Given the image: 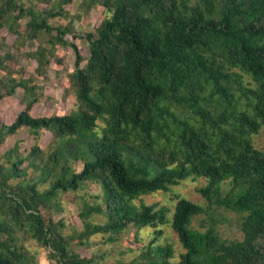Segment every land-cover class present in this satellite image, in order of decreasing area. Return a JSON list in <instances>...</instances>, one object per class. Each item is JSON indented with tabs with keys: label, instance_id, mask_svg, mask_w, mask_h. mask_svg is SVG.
Wrapping results in <instances>:
<instances>
[{
	"label": "trees",
	"instance_id": "1",
	"mask_svg": "<svg viewBox=\"0 0 264 264\" xmlns=\"http://www.w3.org/2000/svg\"><path fill=\"white\" fill-rule=\"evenodd\" d=\"M71 2L0 0V29L34 47L27 56L38 76L57 47L72 48L76 102L66 114L31 115L42 87L17 75L0 39V99L23 90V108L0 123V146L23 127L36 138L41 129L52 134L47 149L33 144L23 154L15 143L0 154V264H38L25 236L48 248L49 264H98L71 248L49 213L61 193L87 181L99 185L102 203L79 211V243L154 228L137 257L107 264H264V151L252 140L264 129V0H80V13L95 5L109 13L85 34L83 65L65 38L70 24L49 21ZM187 178H204L205 207L176 195L168 217L166 205L135 201ZM213 206L238 215L240 239L221 236ZM92 214L105 219L91 222ZM167 223L184 249L175 262L172 245L157 243Z\"/></svg>",
	"mask_w": 264,
	"mask_h": 264
},
{
	"label": "rangeland",
	"instance_id": "2",
	"mask_svg": "<svg viewBox=\"0 0 264 264\" xmlns=\"http://www.w3.org/2000/svg\"><path fill=\"white\" fill-rule=\"evenodd\" d=\"M28 3V0H23ZM194 1V0H191ZM80 0H72L71 3L64 5L66 14L56 16L49 21L53 25L70 24L71 33L65 35L69 41H73L80 52L83 61L86 62L89 55L88 41L85 38L87 32H93L94 28L99 25L100 21L109 15V13L101 5H95L86 13H80L78 4ZM42 7V3H38ZM80 14V15H79ZM79 15V16H78ZM25 19L21 20V29L24 27ZM3 38L5 44L12 53L15 54L13 67L17 75L22 74L24 77L32 76L35 82L42 88L40 89V98L34 103L30 113L33 116H43L52 114H66L75 107V98L73 93L68 89V75L73 71L75 55L71 47L59 46L56 54L47 67L44 75L38 76L35 72L36 62L27 56V51L34 47L26 42L22 44L15 39L13 33L7 32L4 28L0 29V39ZM37 43V42H36ZM23 90L17 88L16 92L11 96L0 99V123H11L16 114L23 108ZM253 144L256 148L264 151V129H260L257 134L252 137ZM52 141L50 131L41 129L38 137L26 127L20 128L16 134L6 137L0 146V154H3L8 148L15 143L19 145V150L23 154L31 148L33 144H37L43 149H47ZM81 162L74 163L76 170L81 169ZM30 173V171H29ZM16 182V181H14ZM205 183L204 178H187L179 184L170 186L169 190L156 191L150 194L141 195L135 199L138 202L146 204L156 203L158 205H166L171 208L168 217H171L175 196H183L193 202L206 206V199L197 191V188ZM229 184L223 183V188L228 189ZM40 188H44L41 185ZM58 205L50 208V218L54 222H61L58 229L64 235L70 236L71 248L82 256H95L98 264H107L115 261H129L137 257L140 247L151 240L154 235V228L150 226L138 229L135 234L134 227L125 230V233L115 241L108 240V234L95 233L85 240V243H79L78 232L83 228V219L79 215V211L84 204L93 205L102 203L101 189L98 184L87 181L83 187L76 191H68L61 193L58 198ZM211 216L217 217L219 221L218 229L222 237L229 239L242 237V233L238 228V215L224 208L214 207ZM48 215V214H47ZM206 218V214H200L193 218L192 226L199 228L200 221ZM104 216L101 214H92L89 221L97 223L103 222ZM163 230L162 236L157 240L159 244L170 243L174 249V257L172 261L179 259V254L184 251L177 234L173 231L170 224L161 225ZM22 242L31 252L38 264H49V250L40 245L36 240L22 238Z\"/></svg>",
	"mask_w": 264,
	"mask_h": 264
}]
</instances>
